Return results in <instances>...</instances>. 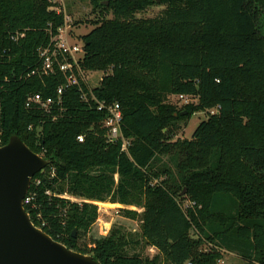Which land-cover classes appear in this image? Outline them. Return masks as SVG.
Returning a JSON list of instances; mask_svg holds the SVG:
<instances>
[{
	"label": "trees",
	"instance_id": "obj_1",
	"mask_svg": "<svg viewBox=\"0 0 264 264\" xmlns=\"http://www.w3.org/2000/svg\"><path fill=\"white\" fill-rule=\"evenodd\" d=\"M90 1L111 18L82 36L80 65L108 74L91 92L82 85L87 101L71 87L47 114L26 100H55L63 76L26 74L40 66L38 49L64 14L53 0H0L3 144L17 136L50 161L23 206L31 222L39 226L40 213L44 233L101 264H217L225 252L264 264V0ZM156 4L157 15L137 17ZM167 95L197 104L178 110ZM101 103L119 104L126 152L107 142ZM184 110L206 118L173 141ZM106 201L140 209L121 210L139 220L140 242L113 231L80 244L98 217L93 202ZM151 247L153 258L142 253Z\"/></svg>",
	"mask_w": 264,
	"mask_h": 264
},
{
	"label": "water",
	"instance_id": "obj_2",
	"mask_svg": "<svg viewBox=\"0 0 264 264\" xmlns=\"http://www.w3.org/2000/svg\"><path fill=\"white\" fill-rule=\"evenodd\" d=\"M49 164L17 136L0 147V264H101L53 240L24 210L32 177Z\"/></svg>",
	"mask_w": 264,
	"mask_h": 264
},
{
	"label": "rangeland",
	"instance_id": "obj_3",
	"mask_svg": "<svg viewBox=\"0 0 264 264\" xmlns=\"http://www.w3.org/2000/svg\"><path fill=\"white\" fill-rule=\"evenodd\" d=\"M157 2L159 0H156ZM55 3V7L53 8L56 11H61L66 16H69L71 21V38L78 44H82V36L88 33L93 28L94 22H100L102 19L111 18L110 11H105L101 13L99 8H94L91 4L90 0H53ZM163 6L161 5H153L148 8L145 12L137 14V17L141 18H150L157 15ZM108 74V72L103 71H93L87 72V80L89 86L91 88H96L100 85L101 79ZM189 103L196 105L197 99L190 98ZM165 102L169 105L176 106L178 110L182 109L184 105L183 101L179 99L176 95H167ZM181 116H184L182 119L178 120L175 124L173 141L189 139L191 137L192 132L198 126V124L206 118V114L204 112H195L192 115H187V112L184 110L181 112ZM162 161L167 163L168 157L167 155L161 156ZM173 168L172 165H170ZM185 190V193L182 195V192ZM180 192L181 196L186 194V188ZM63 197H68L70 200L81 201V199L75 198L71 195L65 194ZM189 199L186 196L184 199V204H188ZM98 207V217L95 223L90 227L88 233L83 236H80V244H88L94 239L104 238L109 236L113 231L118 232L119 234H124L128 238H132L133 240L139 239V220H130L123 216L121 210H136L140 212V209H137L133 206H125L119 203H111L109 201L106 202H93ZM77 235L75 230L74 236ZM134 246V247H133ZM132 248L135 251H140L142 248V244L134 245ZM132 252V251H131ZM144 255L149 258H153L156 256V252L151 250L150 248H146L143 252ZM162 260L159 261V264H162ZM217 264H246L244 260H242L237 255L227 254L226 252L223 254V257Z\"/></svg>",
	"mask_w": 264,
	"mask_h": 264
},
{
	"label": "built area",
	"instance_id": "obj_4",
	"mask_svg": "<svg viewBox=\"0 0 264 264\" xmlns=\"http://www.w3.org/2000/svg\"><path fill=\"white\" fill-rule=\"evenodd\" d=\"M57 12L59 13L61 11H57ZM70 21H71L70 17L64 14L63 25L58 27L55 32H53L51 29L48 30L49 41L47 45L38 49L40 66L36 69L31 70L26 74V77H30L35 75L48 76L54 73H60L63 76V84H61L57 89L56 99L54 100L52 98H48L43 100L39 94H34L27 98L26 100L27 107L31 105H36L38 108L42 109L45 113L49 114L51 110V106L53 104L60 105L61 96L63 92L71 87L79 88L80 92L82 93L81 98L87 101L86 94L82 90V85H85L91 92L92 88L89 86L87 80V72L90 71L83 70L80 65V61L83 57V43L78 44L75 41H73V39L71 38ZM19 36H22V34L14 36L13 39L17 40ZM178 97L180 100L183 101L184 104H189L190 102L189 99L191 97L184 95H179ZM103 108L106 110V118L104 120L103 126L106 129L107 142L111 144H115L118 141H120L121 151L126 152L128 141L122 136L121 133L120 125L122 120V112L119 104L112 103L109 105H104L101 103L98 105V109H103ZM218 108L219 106L216 107V109ZM212 112H214V110H212L211 113ZM83 139H84L83 135L77 136L78 142H82ZM3 145L5 144H3V135L0 129V147ZM54 173H55L54 168H51L50 171L51 176H53ZM115 180H117V176H115ZM34 183L35 185H38L40 183V180L36 179ZM46 194L50 195V192L46 191ZM35 195L36 194L34 192H29L28 189L23 199V206L32 204L33 200L35 199ZM37 220L38 223L40 224L39 226H35L33 223L32 224L36 228L42 230L41 227L45 225V222L42 220L40 213L37 214Z\"/></svg>",
	"mask_w": 264,
	"mask_h": 264
},
{
	"label": "crops",
	"instance_id": "obj_5",
	"mask_svg": "<svg viewBox=\"0 0 264 264\" xmlns=\"http://www.w3.org/2000/svg\"><path fill=\"white\" fill-rule=\"evenodd\" d=\"M151 250H153V251H155L156 253H157V251H156V249L155 248H150ZM227 254H232V255H235V254H233V253H231V252H226Z\"/></svg>",
	"mask_w": 264,
	"mask_h": 264
}]
</instances>
